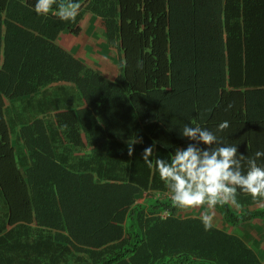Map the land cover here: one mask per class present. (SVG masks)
Segmentation results:
<instances>
[{"label":"trees","instance_id":"obj_1","mask_svg":"<svg viewBox=\"0 0 264 264\" xmlns=\"http://www.w3.org/2000/svg\"><path fill=\"white\" fill-rule=\"evenodd\" d=\"M36 2L0 0V264H259L236 231L264 219L250 194L205 231L153 191L186 124L235 146L264 130V0H73L75 23ZM86 13L123 55L114 80L58 42Z\"/></svg>","mask_w":264,"mask_h":264},{"label":"clouds","instance_id":"obj_2","mask_svg":"<svg viewBox=\"0 0 264 264\" xmlns=\"http://www.w3.org/2000/svg\"><path fill=\"white\" fill-rule=\"evenodd\" d=\"M54 6L58 10L53 14L61 21L75 23L80 15L81 5L73 0H37L34 10L38 15L47 17ZM138 67H143L142 61H138ZM229 127V121H223L217 126V132H223ZM181 136L190 141L186 147H178L170 159H155L156 171L170 190L153 191L157 197L171 196L173 206L184 211L193 209L192 215L196 213L195 208L203 205L212 211L218 205L238 207V192L250 194L254 201L264 200V167L257 163L264 157V151H257L254 157H246L238 146L226 144L216 132L198 125L194 127L186 124L181 130ZM137 142H129L130 156ZM153 152L154 145L146 147L142 153L149 168L153 167V160L150 159ZM148 194L149 191L142 192L137 196V202H144ZM261 205L264 206V202ZM200 219L205 231L213 230V215L205 212Z\"/></svg>","mask_w":264,"mask_h":264},{"label":"crops","instance_id":"obj_3","mask_svg":"<svg viewBox=\"0 0 264 264\" xmlns=\"http://www.w3.org/2000/svg\"><path fill=\"white\" fill-rule=\"evenodd\" d=\"M80 27L82 29L79 34H73L69 31L61 33L58 42L75 59L81 61L83 65L92 67L110 80H114L119 74L118 61L123 58V55L116 46L111 45L107 41L105 28L100 17L92 13H86L80 22ZM61 84L65 86L75 85L70 81L65 83L61 82ZM222 137L225 138L226 135ZM236 140L239 151L246 157H254L257 151H264V130L261 129L260 125H254L248 129L247 133L242 134ZM257 163L264 167V157L260 158ZM263 202L264 200L254 201L245 209L262 208L263 206L261 204ZM233 208L239 210L240 206H233ZM195 211L194 216L201 217L202 214L207 212L214 216L215 226L226 227L220 215L216 211L209 209L207 205H203L197 209L195 208ZM261 224L264 225V219L255 218L252 221H247L242 224L236 231L242 236L246 245L256 253L258 263L264 264V229H260Z\"/></svg>","mask_w":264,"mask_h":264},{"label":"rangeland","instance_id":"obj_4","mask_svg":"<svg viewBox=\"0 0 264 264\" xmlns=\"http://www.w3.org/2000/svg\"><path fill=\"white\" fill-rule=\"evenodd\" d=\"M260 228H261V229H264V225L261 224V225H260Z\"/></svg>","mask_w":264,"mask_h":264}]
</instances>
